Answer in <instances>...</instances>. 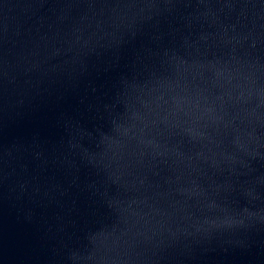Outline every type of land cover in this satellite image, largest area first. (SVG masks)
Instances as JSON below:
<instances>
[{
    "label": "water",
    "instance_id": "1",
    "mask_svg": "<svg viewBox=\"0 0 264 264\" xmlns=\"http://www.w3.org/2000/svg\"><path fill=\"white\" fill-rule=\"evenodd\" d=\"M0 264H264V0H0Z\"/></svg>",
    "mask_w": 264,
    "mask_h": 264
}]
</instances>
